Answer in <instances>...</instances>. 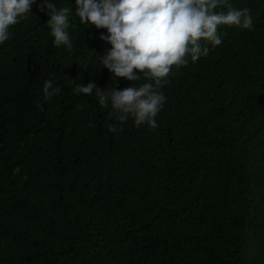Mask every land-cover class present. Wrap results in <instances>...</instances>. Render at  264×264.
Returning a JSON list of instances; mask_svg holds the SVG:
<instances>
[{"label": "trees", "instance_id": "16d2710c", "mask_svg": "<svg viewBox=\"0 0 264 264\" xmlns=\"http://www.w3.org/2000/svg\"><path fill=\"white\" fill-rule=\"evenodd\" d=\"M41 2L0 43V264H264V0H228L253 30L218 26L166 78L156 130L118 132L110 101L73 90L113 86L107 29L53 0L73 44L54 46Z\"/></svg>", "mask_w": 264, "mask_h": 264}, {"label": "clouds", "instance_id": "9594fccd", "mask_svg": "<svg viewBox=\"0 0 264 264\" xmlns=\"http://www.w3.org/2000/svg\"><path fill=\"white\" fill-rule=\"evenodd\" d=\"M36 0H0V43L10 38V26L32 15ZM75 14L81 24H90L96 29H107L101 35L112 45L106 56L100 57L103 68L112 73L113 86L99 88L94 80L87 84H76V93L94 94L101 105L111 102L110 115L117 123L109 127L110 132L123 131V125L131 117L136 126L147 125L155 131L158 113L166 98L161 89L169 83L166 79L173 71L187 66L206 56L208 48L199 41L213 46L222 44L218 26L228 25L253 30V18L248 8L233 9L228 0H75ZM40 11L49 16L47 28L54 37V46L73 47L68 29L72 9L58 8L53 0H42ZM228 9L227 12L218 8ZM190 46V47H189ZM141 74H144L143 76ZM151 78L139 87L118 89L116 78L136 81ZM70 84L76 79L68 78ZM62 91L53 79L45 80L43 95L45 102ZM40 110L42 106L38 105Z\"/></svg>", "mask_w": 264, "mask_h": 264}]
</instances>
